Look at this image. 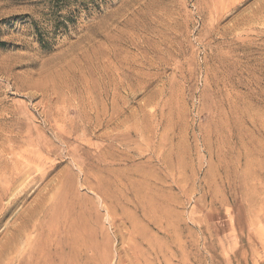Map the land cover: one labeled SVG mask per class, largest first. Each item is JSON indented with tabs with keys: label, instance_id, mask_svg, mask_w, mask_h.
I'll use <instances>...</instances> for the list:
<instances>
[{
	"label": "rangeland",
	"instance_id": "1",
	"mask_svg": "<svg viewBox=\"0 0 264 264\" xmlns=\"http://www.w3.org/2000/svg\"><path fill=\"white\" fill-rule=\"evenodd\" d=\"M0 264H264V0H0Z\"/></svg>",
	"mask_w": 264,
	"mask_h": 264
}]
</instances>
